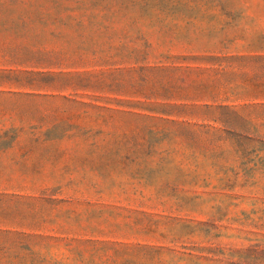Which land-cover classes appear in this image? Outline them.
Listing matches in <instances>:
<instances>
[{
	"label": "rangeland",
	"instance_id": "374dc122",
	"mask_svg": "<svg viewBox=\"0 0 264 264\" xmlns=\"http://www.w3.org/2000/svg\"><path fill=\"white\" fill-rule=\"evenodd\" d=\"M0 264H264V0H0Z\"/></svg>",
	"mask_w": 264,
	"mask_h": 264
}]
</instances>
